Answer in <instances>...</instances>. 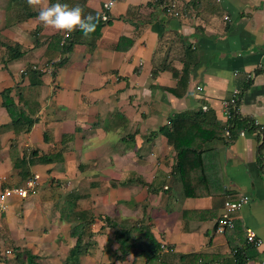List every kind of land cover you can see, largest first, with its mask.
I'll use <instances>...</instances> for the list:
<instances>
[{
    "label": "crops",
    "instance_id": "1",
    "mask_svg": "<svg viewBox=\"0 0 264 264\" xmlns=\"http://www.w3.org/2000/svg\"><path fill=\"white\" fill-rule=\"evenodd\" d=\"M106 1L50 3L79 4L102 20ZM176 1L178 16L168 12L173 0H113L100 34L71 32L64 52L66 32L44 27L38 8L0 0V191L40 176L36 191L0 210V264H67L78 235L79 264H234L241 250L246 264H264V249L247 242L248 229L264 240L255 130L264 125V0ZM60 56L53 73L42 70ZM7 89L32 121L29 130L15 128ZM235 89L238 116L251 126L228 141L215 121L227 122L223 101ZM200 113L211 114L207 167L191 170L185 185L161 130L177 115ZM242 196L249 203L234 215L235 227L219 234L225 202ZM82 211L92 223L73 235ZM125 231L136 245L121 256L112 237ZM177 255L200 257L184 263Z\"/></svg>",
    "mask_w": 264,
    "mask_h": 264
},
{
    "label": "trees",
    "instance_id": "2",
    "mask_svg": "<svg viewBox=\"0 0 264 264\" xmlns=\"http://www.w3.org/2000/svg\"><path fill=\"white\" fill-rule=\"evenodd\" d=\"M105 22L100 19L98 27L96 29V35L100 34L101 28ZM75 36L83 35V33L79 30L73 32ZM74 41L70 39L65 45L62 46L64 52H68L71 50ZM190 67L187 65L183 70V74L180 79V86L178 90V94L182 95L186 91V86L189 84L190 78ZM4 99V107L9 112L13 124L18 131L19 127H26V130H29L32 121L28 119L26 113L23 109L18 108V105L15 99L11 96V90L7 89L3 92ZM211 114L200 113L196 115V117L190 119L186 115H177L170 120V127H166L161 130L167 138L169 142L174 146L177 152V164L176 171L180 174L181 180L186 185V178L188 173H192L191 170H196V168L202 167L203 171H205L207 167V157L205 156L206 149L203 145L207 142L211 141ZM215 124L219 127L221 136L226 137L228 141L234 140L238 134L246 128H250L249 122L245 119H241L238 115L234 116L229 122L222 123L218 120L215 121ZM228 124L231 125L230 132L231 137L228 138L226 135V129ZM210 128V130H209ZM25 130V131H26ZM209 133V134H208ZM202 143V144H201ZM198 194L195 193H186V196L195 197ZM88 212L82 211V213H78V222L72 228V234L76 235V231L84 232V229L88 227L92 221L87 220ZM127 231L124 232L126 237L121 239L123 236L118 232H115L113 237L120 243V251L121 256L124 255L128 250H131L136 243H132L129 238H127ZM147 237L151 240V243L154 247H157V251H159V247L156 244L154 238L151 234H148ZM84 249L82 235H78V241L75 247H73L68 255L67 264H79V257L82 254ZM155 250V249H154ZM12 252V251H11ZM180 261H184L187 263L188 258H199L200 256L196 255H177ZM249 255L246 254V251L241 250L236 253L234 256L235 263L234 264H246L249 259Z\"/></svg>",
    "mask_w": 264,
    "mask_h": 264
},
{
    "label": "built area",
    "instance_id": "3",
    "mask_svg": "<svg viewBox=\"0 0 264 264\" xmlns=\"http://www.w3.org/2000/svg\"><path fill=\"white\" fill-rule=\"evenodd\" d=\"M174 4L172 7L168 8V12L171 15L178 16V13L176 11V4L177 1L173 0ZM112 3L113 0H107L103 5V12H102V21L107 23L110 21V12L112 9ZM229 20V18H226ZM70 37V33H66L63 36V45H65L66 41ZM63 57L60 56L50 62V64L43 68V71H48L50 73H53L55 69L58 67V65L62 62ZM37 69V68H35ZM199 92H203V88L201 86L198 87ZM241 91L239 89H235L232 92V96L229 99H226L223 101L222 106V113L224 118L227 122H229L234 116L239 115V97H240ZM202 110L204 112L209 110V107L207 104H204L202 106ZM231 125L228 124L226 129V135L228 138L231 137L230 132ZM257 133V137L259 139L260 147H262V152L260 154V159L264 165V125H257V128L255 129ZM246 131L243 130L239 133V136H245ZM39 175H34L23 187H16V188H6L0 191V210L5 211L7 208L6 202L9 198L13 197L14 195H18L21 198H27L29 194L33 191H36V189L39 186ZM249 203V197L242 196L236 201H230L227 200L224 204L223 212L221 215V218L219 220L217 232L219 234H224L227 230L233 229L235 227V217L234 215L236 212L240 211ZM261 241L255 231L252 229L247 230V242L251 244L254 247H257V243ZM7 254H11L12 252L8 250L6 252Z\"/></svg>",
    "mask_w": 264,
    "mask_h": 264
},
{
    "label": "clouds",
    "instance_id": "4",
    "mask_svg": "<svg viewBox=\"0 0 264 264\" xmlns=\"http://www.w3.org/2000/svg\"><path fill=\"white\" fill-rule=\"evenodd\" d=\"M30 7L38 8V19L46 28L59 32L81 31L85 36L93 34L100 22L99 15L85 13L84 7L77 4L50 3V0H27ZM264 249V240L257 243V250Z\"/></svg>",
    "mask_w": 264,
    "mask_h": 264
}]
</instances>
